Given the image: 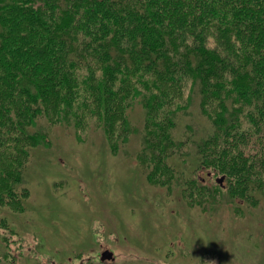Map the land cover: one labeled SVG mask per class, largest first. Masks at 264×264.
Returning <instances> with one entry per match:
<instances>
[{"label":"trees","instance_id":"trees-1","mask_svg":"<svg viewBox=\"0 0 264 264\" xmlns=\"http://www.w3.org/2000/svg\"><path fill=\"white\" fill-rule=\"evenodd\" d=\"M191 105L207 126L183 144ZM57 123L112 154L139 129L150 184L244 215L264 197V0H0V205L23 210L24 166Z\"/></svg>","mask_w":264,"mask_h":264},{"label":"rangeland","instance_id":"rangeland-1","mask_svg":"<svg viewBox=\"0 0 264 264\" xmlns=\"http://www.w3.org/2000/svg\"><path fill=\"white\" fill-rule=\"evenodd\" d=\"M129 115L140 127V109ZM180 117L183 144L207 126L195 105ZM49 138L24 166L23 210L0 205V264H264V197L237 216L191 206L180 183L150 184L135 156L139 129L115 154L96 130L78 141L57 123ZM186 160L171 163L182 174ZM105 249L112 256L101 260Z\"/></svg>","mask_w":264,"mask_h":264},{"label":"water","instance_id":"water-1","mask_svg":"<svg viewBox=\"0 0 264 264\" xmlns=\"http://www.w3.org/2000/svg\"><path fill=\"white\" fill-rule=\"evenodd\" d=\"M218 180L220 181L221 178H218ZM111 256H112L111 251L105 249L101 252L100 259L101 260L108 259L111 258Z\"/></svg>","mask_w":264,"mask_h":264}]
</instances>
